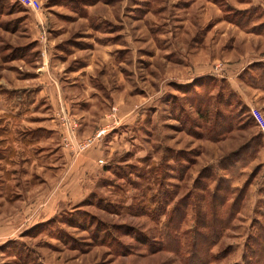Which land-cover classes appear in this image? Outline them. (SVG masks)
<instances>
[{
	"label": "rangeland",
	"instance_id": "374dc122",
	"mask_svg": "<svg viewBox=\"0 0 264 264\" xmlns=\"http://www.w3.org/2000/svg\"><path fill=\"white\" fill-rule=\"evenodd\" d=\"M32 2L0 0V264H184L161 226L224 179L239 199L209 264L264 247V0ZM118 121L70 161L66 126Z\"/></svg>",
	"mask_w": 264,
	"mask_h": 264
},
{
	"label": "trees",
	"instance_id": "16d2710c",
	"mask_svg": "<svg viewBox=\"0 0 264 264\" xmlns=\"http://www.w3.org/2000/svg\"><path fill=\"white\" fill-rule=\"evenodd\" d=\"M15 1L20 4V2H18L17 0ZM262 72L260 74L264 76V69H262ZM258 82V76L255 78H251L252 85H257ZM209 170L212 171L211 168H209ZM153 171H155V169H153ZM201 173L202 172H200V174ZM211 174L212 173L209 172V176H206L208 180L211 178ZM198 180V178L194 180V187L197 186ZM202 189V192L206 194V192L208 191V185L204 184ZM238 191L240 192V190H236V188L229 184L228 179H224L223 182L217 183L212 191L207 194L210 200H215V202L213 201L211 204L206 203L204 210H201V208L197 204L192 205V202H189L186 205L185 210L184 204L182 205L183 208L178 205L173 206L171 210L172 213L177 210L180 212H177L179 213V216L177 215V218L175 220L174 216L172 218L170 213L167 214V221L161 226L162 229L160 232H162L163 234V247H172L173 250L175 249L176 251H178V253L182 252L180 258L182 261H184V264H209L211 261H216L224 257L222 256L223 251L213 254L210 249L220 238L222 231L226 228L228 219L233 215L232 213L237 210L239 199ZM162 193L165 194V192L163 191ZM158 199L160 201V198ZM162 205L163 204H161V201L158 202L156 207L154 206V211H159L163 207ZM189 207L193 209L194 216H196L194 225L190 229L181 231V223L184 222L186 215L185 213H187ZM184 211L185 213H183ZM219 213L225 215L226 219L223 218L221 220L220 217H217ZM207 227L210 230L209 233H206L207 231L202 230L206 229ZM260 230L264 232V230ZM135 237L142 238L145 237V234L141 236L140 233H138L135 234ZM256 241L257 237L254 236V242L256 243ZM256 244L258 248H254L253 245L248 247L247 252L242 257V264H264V258L262 259L261 257L264 254V247L259 243ZM203 245L205 246L204 248ZM260 257L261 260H259Z\"/></svg>",
	"mask_w": 264,
	"mask_h": 264
},
{
	"label": "crops",
	"instance_id": "0c3cea01",
	"mask_svg": "<svg viewBox=\"0 0 264 264\" xmlns=\"http://www.w3.org/2000/svg\"><path fill=\"white\" fill-rule=\"evenodd\" d=\"M58 96H62V93H61V91H59V95ZM59 105H61L62 107H63V103L61 102V104H59ZM131 113V112H130ZM132 114V113H131ZM131 114H127L126 116H125V119H124V123H128V121H131L130 119V117H132V115ZM79 136H82V134L80 133V135ZM112 136H113V134H112ZM77 137V136H76ZM109 142V141H108ZM112 150V149H111ZM97 153V156H98V159L100 158V156H102L103 155V152L101 151V150H98V151H96ZM65 154V153H64ZM66 155V154H65ZM67 156V155H66ZM70 158V161H72V162H74L75 160H77L76 158H71V157H69ZM97 159V160H98ZM97 160H96V162H95V167L97 168ZM69 160H68V165H67V167H66V169L65 170H61V174H59V175H61L60 176V179L59 180H57L56 182H52L53 184H51L53 187H55V188H59L60 186H62V188H65V187H68V185H70V181H69V177H67V175L69 174V172H70V166H71V162H70ZM82 160H80V164L81 165H83V167L84 168H82V171H81V173H78V175L76 176V178H77V181H76V179L74 180V182L72 181V185H74L75 183H77V186H87V180H91V178L92 177H95L97 174H99V171L100 170H96L95 169V171H93L92 169H91V167H90V165L91 164H86V163H82L81 162ZM70 164V165H69ZM97 173V174H96ZM58 175V176H59ZM67 177V178H66ZM65 183V184H64ZM58 199H60L59 200V202H63L65 199H64V196H60ZM67 201V200H66ZM68 202V201H67ZM40 206H43V205H40ZM40 206H39V208H40ZM40 213V212H39ZM42 216V214L41 215H37L36 213H33V215L30 217V223H33V222H35V221H42V220H44V219H47V217L46 216H43V217H41ZM50 216V215H49ZM48 216V217H49ZM38 217V218H37ZM0 242H2V241H0Z\"/></svg>",
	"mask_w": 264,
	"mask_h": 264
},
{
	"label": "built area",
	"instance_id": "2783aa9c",
	"mask_svg": "<svg viewBox=\"0 0 264 264\" xmlns=\"http://www.w3.org/2000/svg\"><path fill=\"white\" fill-rule=\"evenodd\" d=\"M17 1L20 2V4H22L25 7L31 8L32 10L34 9V4H33L32 0H17ZM63 116H65V118L67 117L66 115H63ZM119 125H121V121L116 122V124H113L112 127L110 126L109 128H102L101 130L97 131L94 138H88L85 141H78V143L75 139V136L73 135L72 127H70L69 125L66 126L67 127L66 139L71 144V146L73 148V155L72 156L75 158L83 150H85L89 146H91L96 138L105 135L110 128L115 129ZM97 163L103 164L104 163L103 158H99L97 160Z\"/></svg>",
	"mask_w": 264,
	"mask_h": 264
},
{
	"label": "bare ground",
	"instance_id": "6f19581e",
	"mask_svg": "<svg viewBox=\"0 0 264 264\" xmlns=\"http://www.w3.org/2000/svg\"><path fill=\"white\" fill-rule=\"evenodd\" d=\"M77 141V140H76ZM78 143V142H77Z\"/></svg>",
	"mask_w": 264,
	"mask_h": 264
}]
</instances>
